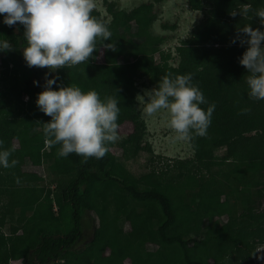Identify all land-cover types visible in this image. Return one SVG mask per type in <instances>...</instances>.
Here are the masks:
<instances>
[{
  "label": "trees",
  "instance_id": "1",
  "mask_svg": "<svg viewBox=\"0 0 264 264\" xmlns=\"http://www.w3.org/2000/svg\"><path fill=\"white\" fill-rule=\"evenodd\" d=\"M161 1L143 2L129 11L109 2L108 21L92 10L111 32L104 44H115L112 50L97 42L103 49L101 64L91 56L74 67H28L21 50L23 26L0 22V39L13 45L0 59V147L12 150L9 159L17 161L0 168V223L9 232L0 233V264H218L225 257L227 264H241L264 254L255 249L264 244V210L256 212L264 195L263 104L247 95V69L239 64L247 45L231 43L244 25L264 30L253 16L264 0H209L212 10L205 23L175 48L176 66L167 62L170 54L152 43L157 38L150 28L156 20L154 4ZM187 1L193 10L203 8L200 0ZM234 10L242 15L232 16ZM140 57L148 58L146 68ZM45 73L58 77L61 87L95 90L101 99L117 95L118 125L137 121L135 79L142 76L157 87L166 75L191 73L215 110L207 134L190 141L191 159L166 162L164 168L136 177L109 151L111 143L101 159L84 162L75 153L58 157L60 145L47 142L42 131V123L51 118L35 103ZM138 139L135 132L120 147L137 151ZM220 149L222 157L216 155ZM36 159L43 168L40 181L24 170ZM155 170L157 179L152 177ZM28 197L34 205L16 206ZM85 215L101 222L93 224L90 240L79 247ZM127 218L129 230L123 233L120 223ZM147 244L157 248L149 252Z\"/></svg>",
  "mask_w": 264,
  "mask_h": 264
},
{
  "label": "clouds",
  "instance_id": "2",
  "mask_svg": "<svg viewBox=\"0 0 264 264\" xmlns=\"http://www.w3.org/2000/svg\"><path fill=\"white\" fill-rule=\"evenodd\" d=\"M94 0H0L3 24L23 26L25 45L21 48L28 67H74L88 62L99 41L107 49L115 50L110 41L108 26L92 15ZM237 12L231 11L232 16ZM253 16L264 25V7ZM243 34V35H241ZM239 40L247 45L239 64L247 69V95L253 100H264V30L249 24L239 28L231 43ZM7 39H0V52L12 50ZM86 75V74H85ZM58 77L45 73L43 90L37 93L38 109L51 119L42 123L43 135L50 144H59L58 157L75 153L86 162L101 159L108 145L116 142L118 134L119 101L116 96L101 99L95 90L82 91L76 86H59ZM39 84L38 81H33ZM56 84V89L53 85ZM147 98V99H145ZM143 104L142 112L152 116L161 109L168 115L167 126L178 141H191L193 136H205L211 123L215 104H209L200 88L192 82V74L166 75L158 86L137 95ZM201 105H208L202 108ZM3 141L0 140V146ZM11 151L0 147V168L15 166Z\"/></svg>",
  "mask_w": 264,
  "mask_h": 264
},
{
  "label": "rangeland",
  "instance_id": "3",
  "mask_svg": "<svg viewBox=\"0 0 264 264\" xmlns=\"http://www.w3.org/2000/svg\"><path fill=\"white\" fill-rule=\"evenodd\" d=\"M147 1L150 0H94L95 7L93 10L97 12L99 18L108 21L109 15L106 13V5L109 2H112L115 4V6L121 8L122 10L129 11L139 4ZM200 4L203 6L201 10L191 9L187 0H163L154 4L153 11L156 15V20L150 28L152 33L157 38H163V41L158 42V39L154 38L152 43L154 45H158L159 50L164 54L171 55L167 62L172 66H176L178 63L175 48L180 46L184 40H189L195 36L198 27L205 23L206 14H209L212 10L209 0H200ZM163 24H167L168 28H163ZM2 25L4 24L2 23ZM1 56L2 52H0V59ZM92 57L98 64L103 63V49L96 48L92 54ZM158 59L159 54L157 53L155 56V61H158ZM140 62L142 68H146L149 60L147 57H140ZM135 83L137 84L138 88V92L135 97V111L138 116L137 121H124L122 124L118 125V134L120 138L116 142L111 143L109 146V151L114 157L123 163V167L129 174L136 177L150 171L154 167L156 170L164 168V164L166 162L173 163L174 161L178 160L191 159L194 155V150L192 149L190 141H178L174 139L175 133L167 126L168 115L166 110L161 109L152 116H146L143 114V104L139 103L137 100V95H143L145 90H150L154 88V86L148 82V79L145 76L135 79ZM23 100L25 101V99ZM251 100L253 103L261 101L263 106L261 108L262 111L260 114L263 117L262 119H264V100ZM135 132L139 138L138 141L141 148L137 151H135V149L130 151L123 150L120 145L126 140L128 136ZM14 146H17L16 142L14 143ZM125 147L128 148V145L126 144ZM216 155L218 157L224 156V149H220ZM230 164V161L224 162V165L227 167ZM31 165L32 166L26 165L24 167L25 172L29 173L27 176H29L33 181L43 180L44 174L41 161L37 159L33 160ZM156 170L152 174L154 179L158 178ZM259 203L260 204L256 212H261L264 210V195L259 199ZM31 205H34V200L32 197H28L24 201L16 203L17 207ZM54 210L56 211V206L54 207ZM128 219L129 218L125 219L126 221L120 223L122 225L121 231L123 233L129 230ZM146 219L149 220L150 216L148 215ZM220 221L225 223L227 221L226 217L221 218ZM100 222L98 219H95L94 221L91 215L84 216L81 222L83 226V232L78 244L79 247L86 244L90 240L93 224L95 223L97 225ZM0 233H3L4 235H8L9 233L7 226L4 225V227H2V223H0ZM146 248L149 252H154L157 247L147 244ZM255 249L256 251L261 252L264 249V244L256 245ZM106 253H108V250H106ZM263 255V253H260V255L255 259H252L250 263L242 262L241 264H264V257H262ZM227 263L228 257H225L218 264ZM8 264H20V262L9 261ZM123 264L131 263L129 260H125ZM199 264L202 263L199 262Z\"/></svg>",
  "mask_w": 264,
  "mask_h": 264
}]
</instances>
